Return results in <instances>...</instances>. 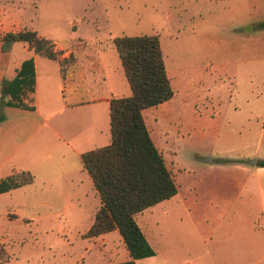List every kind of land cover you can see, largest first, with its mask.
Wrapping results in <instances>:
<instances>
[{
  "label": "rangeland",
  "instance_id": "obj_1",
  "mask_svg": "<svg viewBox=\"0 0 264 264\" xmlns=\"http://www.w3.org/2000/svg\"><path fill=\"white\" fill-rule=\"evenodd\" d=\"M2 2L13 6L15 17L40 35L60 41L75 37L92 42L103 40L107 44L98 50L107 51L112 64L115 57L124 82L126 79L110 40L120 36L159 37L174 96L142 114L152 141L173 173L178 196L146 210L137 219L155 251L153 257L143 259L140 264H191L194 260L198 264H264L263 238L227 235L229 228L224 224L214 235V244L206 249L203 235L198 231L199 224L194 223L187 208L190 186L198 180V175L204 184H221L225 173L220 170L233 167L231 161L227 165H217L214 160L208 163L215 157L211 152L217 151L222 156L238 154L245 165V158L256 152L264 158V137L260 150L256 149L257 138L252 140L245 134L235 136L233 132L237 129H227L226 124L229 119L244 121L249 114H264L261 112L264 110V63L255 65V69L247 63L250 54L243 55L241 49L244 43H258L260 57L264 58V29L254 28L251 33H243L241 19L224 14L226 0H198L196 15L188 0H182L186 8L182 13L173 8L175 0ZM261 20L257 17L256 24ZM210 34L213 43L208 40L206 46L205 36ZM242 55L245 60L238 64L235 60ZM70 62H77L75 55L60 61V65ZM116 82L120 84L119 80ZM5 116L11 122L16 120L13 115ZM229 131L233 136L225 135ZM13 138L17 141L18 136ZM216 138L217 146L214 145ZM2 143H5L3 139ZM250 144L253 145L249 147ZM31 145L22 149V154ZM14 146L11 142L0 156L10 154ZM20 155L21 152L13 155L11 162ZM56 156L38 147L35 155L19 157V162L30 169L35 183L11 197L0 198L1 264H86V250L94 256L99 251L98 255L103 256L96 255L98 259L124 260L126 250L118 233L91 239L83 237L91 222L86 192L83 188L70 191L69 187L61 191L60 180L52 178L55 173L52 164H47ZM251 158L250 162L254 160ZM7 168L8 165L0 167V180L9 174ZM206 169L215 171L206 175ZM71 194L79 202L74 198L75 206L67 208ZM183 198H186L184 202ZM65 210L66 214H62ZM200 211L203 213L204 209Z\"/></svg>",
  "mask_w": 264,
  "mask_h": 264
},
{
  "label": "crops",
  "instance_id": "obj_2",
  "mask_svg": "<svg viewBox=\"0 0 264 264\" xmlns=\"http://www.w3.org/2000/svg\"><path fill=\"white\" fill-rule=\"evenodd\" d=\"M2 1L0 0V86L2 85L0 94L2 95V91L5 90L3 82L11 81L16 76L22 62L30 58L34 62L35 86L34 92L23 98V101L32 106L34 110L29 111L15 107L2 108L5 115H13L16 120L11 122L5 116V120L0 124V147H2L0 154H3V148H6L11 142L15 144L10 154L4 158L0 156V160L2 158L0 167L8 165L9 174L7 176L20 170L30 172V169L19 162V157L35 155L38 147L58 155L50 158V163H47L53 166L52 169L55 173H52V178L60 180L63 192L66 190L65 187H69L70 191L74 192L81 191L83 188L82 190L86 192V204L91 209V226L94 215L100 206V199L90 176L82 167L80 157L85 152L110 143L109 102L113 98L130 96V88L128 83H125L127 81H123L115 57H113L114 64H112L110 63V54L107 51L98 50L107 44L101 39L92 42L88 38L75 37L60 41L37 33L52 42L53 52L57 54L55 61L35 54L32 49L22 43H14L3 50L1 41L3 35L27 27L24 26L22 19L15 17L14 7L5 5ZM188 1L192 13L196 15L198 0ZM175 2L176 5L173 4V8L180 13L184 12L186 8L182 4V0H175ZM223 10L225 15L241 19L243 33H251L254 28L264 29L259 26L254 27V25L264 22V0H226ZM257 17L262 20L256 24ZM205 37L206 46H208V40L213 43L211 34ZM113 39L110 40L111 44H113ZM241 49L243 55L244 53L250 54L247 63L252 64L254 68L255 65L264 63V58L260 57L261 46L258 43H244ZM72 55H75L77 62L60 65V61L68 59ZM243 55L241 58H236L235 61L238 64L244 62ZM228 61L227 63H230V60ZM120 69L122 70V67ZM167 75L170 78L168 72ZM116 80L120 81L119 85ZM3 100L6 101L5 98ZM261 112L264 113V110ZM235 118L237 117L235 116ZM226 124L227 129H237L233 132L235 136L245 134L252 140L257 138L256 149L260 150L261 140L264 137V114L259 113L257 116L249 114L244 121H238V119L230 121L229 119ZM227 134L233 136L231 131L225 133V135ZM14 136H18L17 141L13 138ZM218 138L214 140L215 146L219 141ZM2 139L6 144L2 143ZM31 143L30 149L22 154V149L30 146ZM252 145L250 144L249 147ZM17 152H21V155L15 157L11 162L12 156H16ZM211 154L215 157L209 159L208 163L214 160L217 165H227L231 161L230 164L233 167L220 170L225 173V180L221 184H204L202 176L198 175V180L190 186L191 196H189L187 208L194 223L199 224L198 231L200 235H203L202 242L205 244V248L209 250L214 244V235L223 224L229 228L227 235H249L255 239L261 237L264 240V167L258 165V161L264 160V158L259 157L256 152L254 156L245 158L247 161V165H245V162L241 160L243 157L238 154L228 156V153H225L226 155L222 156L217 151L211 152ZM251 157H253L254 163L255 159H258L256 165L250 162ZM239 159L240 163L232 162ZM54 167L58 170L56 171ZM214 171L215 169H206L205 174L210 175ZM34 183L0 194V198L2 196L11 197L18 190L33 186ZM68 198L70 203H67V208L75 206L74 198L79 202L74 194ZM185 200L186 198L182 199L183 202ZM76 206L80 208L79 205ZM200 209H204V212L201 213ZM143 213L138 215L137 219ZM62 214H66V210ZM235 226L237 228H234ZM238 229L240 232L237 231ZM113 232L117 233V231ZM97 252V256H103L98 255L99 251ZM84 253L88 254L87 263L89 264L119 263L108 258L106 260L95 258L96 255H92L89 250ZM128 259L126 251L125 259L120 262ZM191 264L198 263L194 260Z\"/></svg>",
  "mask_w": 264,
  "mask_h": 264
},
{
  "label": "trees",
  "instance_id": "obj_3",
  "mask_svg": "<svg viewBox=\"0 0 264 264\" xmlns=\"http://www.w3.org/2000/svg\"><path fill=\"white\" fill-rule=\"evenodd\" d=\"M259 28H264V22ZM1 41L3 50L22 43L37 55L57 60L52 42L34 30L24 28L9 32ZM112 43L131 94L109 102L110 143L80 157L100 199L93 222L83 237L91 239L117 231L129 259L116 264H140L139 261L153 257L155 251L137 216L177 194L172 172L152 141L142 112L171 100L174 90L158 36H120ZM34 86V62L30 58L22 62L11 81L3 82L8 96L6 101L5 96L0 97V124L5 120L3 107L34 110L23 101L34 92ZM258 165L264 167V160H259ZM33 182L34 176L29 171H15L0 180V194Z\"/></svg>",
  "mask_w": 264,
  "mask_h": 264
},
{
  "label": "water",
  "instance_id": "obj_4",
  "mask_svg": "<svg viewBox=\"0 0 264 264\" xmlns=\"http://www.w3.org/2000/svg\"><path fill=\"white\" fill-rule=\"evenodd\" d=\"M2 95H4L5 96V99H7L8 93H7L6 90H3L2 91ZM251 162L254 163V161H251Z\"/></svg>",
  "mask_w": 264,
  "mask_h": 264
}]
</instances>
